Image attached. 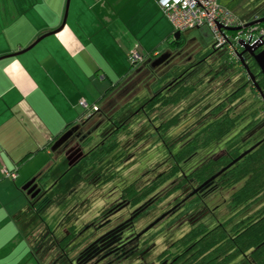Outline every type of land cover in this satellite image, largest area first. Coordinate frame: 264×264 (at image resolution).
Instances as JSON below:
<instances>
[{
	"label": "rangeland",
	"instance_id": "374dc122",
	"mask_svg": "<svg viewBox=\"0 0 264 264\" xmlns=\"http://www.w3.org/2000/svg\"><path fill=\"white\" fill-rule=\"evenodd\" d=\"M221 1L232 9H240L244 3L249 2V0H217L220 6ZM181 39L184 49L181 50L178 59L155 65L157 58H145L131 71L129 60L127 62L129 70L119 89L105 96L102 92L103 96H98L94 100L98 101L101 110L109 116V119L104 121L98 113L94 120L86 125L91 132L95 131L85 141L83 153L103 143H109L104 139L114 128L111 123L113 117L120 126L127 122V128L117 135L116 148L108 153L96 168L88 170L85 160L70 168L78 157L71 162L63 150L56 156L52 154L44 159L45 163L49 164L50 172L40 185L42 194L34 203L33 211L42 215L49 226L54 227L60 224L57 230L60 239L69 238V234L73 237H70L69 241L67 238L60 241L62 246L69 243V248L67 255L63 254L64 256L59 257L58 264H76L95 238L94 231L102 227L101 223L107 217L125 218L132 210L136 212L140 210L138 212L140 218L134 223L136 229L146 227L155 220L158 225L150 235L152 233L159 235L154 239L152 248L140 247L125 260L114 262V264H149L170 243L186 233L194 220L197 219V222L212 227L217 220L229 219L230 223H234L246 212V210L236 212L231 208L230 189L213 184L212 188L192 199L195 205L191 212L177 219L183 215L182 209L186 206L182 204L183 201L198 189L193 182L177 188L175 184L182 179L181 174L169 181L160 182L159 186L144 199L147 204H155L153 207L146 206L141 210L139 204L130 205L128 209L125 207L124 211L116 212L117 207L123 206L124 203L127 205L125 196L121 194L122 190L135 181V188L139 190L158 174L167 171L171 165V154H174L191 137V133L198 125L212 118V111L216 110L234 89L248 80L242 66L238 65L236 59L230 58L226 48L219 51L213 50V36L209 28L193 30L183 35ZM240 39H246V36L242 34ZM159 48L161 54L166 53L167 47ZM237 52L241 53L242 49L237 48ZM248 59V56L244 55L247 66ZM199 61L204 63L200 67L195 65ZM229 63L233 64L230 69ZM181 74L183 76L181 81L184 82L182 85L201 82L199 86L196 83L197 90L189 98L176 105H169L163 111L151 112L149 116L156 118L153 122H150L142 112L136 113L149 98L162 92ZM98 79V76L93 77L91 84H96ZM171 88H173L172 85L168 87L167 92H164V97ZM246 99L240 107L244 108L251 104L248 108L249 112L253 108V99L258 102L256 104L258 114L254 116V119L250 116L251 118L245 117L244 120H240L222 140L198 151L196 155L181 164L182 171L186 172L207 156H215L235 149L242 153L264 138V106L253 95H248ZM87 103L91 106L94 104ZM80 108L83 110L81 106ZM116 112L117 115H113ZM93 113L94 111L91 110L82 113L79 123L85 122ZM80 114L81 112L77 116L79 117ZM175 114L178 116L177 121L165 132L160 130L159 127ZM112 140L110 141L113 142ZM193 188L195 189L192 190ZM262 205H264V198L252 204L247 209V213H252ZM129 233L126 231L124 235ZM92 250L90 249L89 256L83 259L85 264H99V260L92 259ZM77 255L79 258L75 259ZM229 264H252V260L237 257Z\"/></svg>",
	"mask_w": 264,
	"mask_h": 264
},
{
	"label": "crops",
	"instance_id": "0c3cea01",
	"mask_svg": "<svg viewBox=\"0 0 264 264\" xmlns=\"http://www.w3.org/2000/svg\"><path fill=\"white\" fill-rule=\"evenodd\" d=\"M66 1L0 0V264H58L67 255L60 224L33 211L42 192L31 198L24 186L50 172L44 159L60 153L52 144L80 122V99L99 106L94 100L125 78L130 51L158 58L175 39L158 0H69L59 30ZM221 6L243 24L264 18V0ZM14 169L15 179L3 175Z\"/></svg>",
	"mask_w": 264,
	"mask_h": 264
},
{
	"label": "trees",
	"instance_id": "16d2710c",
	"mask_svg": "<svg viewBox=\"0 0 264 264\" xmlns=\"http://www.w3.org/2000/svg\"><path fill=\"white\" fill-rule=\"evenodd\" d=\"M262 25H264V23H262ZM229 33L231 36L235 35V32ZM181 43L182 39L180 37L177 40L172 39L169 44L173 47ZM213 50L219 51L214 48ZM237 63L238 65L240 64L239 61H237ZM137 64L138 63H131L130 71ZM232 65V63H229L228 68L230 69ZM248 67L255 77V81L259 88L264 92V75L261 74L253 61L248 62ZM181 79L183 78L170 83L173 88H171L170 94H166L168 96L165 95L164 97V92H167L170 85L164 88L162 92L156 93V95L149 98L137 109L136 113L142 112L150 122H153L156 118H151L149 116L151 112L163 111L167 109L169 105L178 104L182 100L189 98L197 90V84L198 86L201 85V82H194L185 86L182 85L183 81H181ZM121 82L122 80L117 83L115 87L108 90L107 93L119 89ZM248 95H253L262 103V106H264V101H262L256 88L248 79L243 85L234 89L227 96V99L223 101L220 106H217L216 110L212 111L213 114L210 120L198 125L193 133H191V137L174 152V154H171V165L168 167L167 171L158 174L139 190L135 188V181L122 192V195L125 196L126 201H129L130 205L139 204L140 209L143 210L146 206L151 208L155 205L151 203L147 204V201L145 202L144 199L159 186L160 182L169 181V179H173L176 175L178 176L181 174L182 179L175 184L177 188L192 182L195 183V188H199L205 182L209 181L211 177L226 168L222 173H219L212 182H209L203 188H200L196 194L188 196L183 201L182 204L186 206L182 209L183 215L177 217V219L191 212L195 205L192 199L202 191L212 188L213 184H218L224 189H230L229 203L231 208L236 212L245 210L246 212H243L244 214L234 223L228 224L227 221L224 222L223 220L215 225L213 229H207L201 224H191L192 226L190 225L188 231L184 233L180 239L173 242L172 246L176 252L170 253V255L168 254L169 258L165 257L167 251L163 250V252H161V258L165 257L170 260L168 264H229V262L237 257H244L246 259L251 258L252 264H264V205L250 214L247 213V209H249L252 204L264 198V138L259 140L245 156L232 165H230L231 162L246 150L242 153L238 149L224 151L215 156L205 157L198 164L187 169L186 172L181 169V164L196 155L198 151L211 146L220 139L222 140L240 120H244L245 117H252V119H254V116L258 114L256 105L258 103L257 100L253 99V108L251 112L248 111L251 104L244 108L240 107L246 102V97ZM128 103L130 104L131 101ZM98 113L101 114L100 117L101 119L103 118L104 121L109 119V116L98 106L97 111H94L83 124L87 125L91 120H94ZM113 115L116 116L117 112ZM176 118H178L177 114L169 118L168 122L159 127V129L165 132L171 124L177 121ZM111 123L114 128L104 139L106 141L108 140L109 143H103L91 151L83 153V146L88 139V137H86L81 143V150L79 152V156L81 157L73 162L70 168L75 167L80 161L85 160L88 164V170H93L108 153L116 148L118 144V140H116L117 135L121 130L127 128V122L120 126L115 121V117H113ZM68 129L69 128L65 131ZM111 139H113V142L110 141ZM70 161L72 162L71 159ZM48 175L49 173L46 171L41 174L37 180L42 184ZM139 211L138 209L137 216L139 215ZM193 222H195V220ZM69 236L72 237L71 234H69ZM70 237H66L68 241ZM64 246L60 244V249L63 250ZM89 253V250L82 253L79 264H85L83 259L88 257ZM91 253H93V251H91Z\"/></svg>",
	"mask_w": 264,
	"mask_h": 264
},
{
	"label": "flooded vegetation",
	"instance_id": "af4514ba",
	"mask_svg": "<svg viewBox=\"0 0 264 264\" xmlns=\"http://www.w3.org/2000/svg\"><path fill=\"white\" fill-rule=\"evenodd\" d=\"M183 47H184V45H183V43H181L177 46H173V47L168 48V50L165 52L170 54V57L165 62H169L171 60L178 59L180 57L179 55H180ZM248 58H249L248 62L253 61L249 56H248ZM198 64L199 63H197L195 65L198 66ZM184 74H186V73H184ZM182 77L183 76L181 74L177 79H174L173 81H177L178 79H180ZM70 129H72V135L62 145L63 147H62L61 151L63 150L66 153L68 152L67 155H68L69 159L73 160L77 157L78 158L81 157V156H79V152L81 150V143L83 142V140L86 137L91 136V134L93 132H91V130H88L86 125H84L83 123H78V124L72 126L71 128H69L68 130H70ZM35 182L37 184V187L40 188L41 183H39L38 180L37 181L35 180ZM206 191H202L201 193L206 192ZM40 192H41V189H40ZM126 203H127V205H125V203H124L123 206L117 207L116 212L123 210L125 207H126V209H128L130 206L129 201H126ZM139 218L140 217L137 216V212L133 211V210L125 218H123L122 216H118L117 218H115V217L114 218H111V217L108 218L107 217L106 220L103 221V223H101L102 227L100 229H98L97 231H94V233L96 232L95 234L93 233L95 238L92 239V241L90 242V246H88L86 249L87 251L90 249H93L92 250L93 251L92 259L99 260L98 261L99 264L100 263L114 264V262H118L120 260H125L131 254H133L134 252L139 250L140 247L147 246V248H148L150 246V248H152L154 246L153 241L159 234L156 235V233H152L150 235V233L156 227V225H158V223L157 222L155 223V220H154L153 222L149 223L146 227H143V228L138 227L136 229L134 227V223ZM196 220H195V222H192L191 224H194V225L201 224L202 226L206 227L207 229H213V227L215 225H217L218 223L221 222L220 220H217V221H215V224L212 225V227H208L204 223L197 222ZM225 221H227L228 224H231L229 219H225L224 222ZM227 222H226V224H227ZM150 225H152V226L149 229L145 230ZM103 227H105V229H103ZM126 231H129L130 233L127 235H124ZM183 235H181L178 239H180ZM140 243H141V246H140ZM172 245H173V242L170 243L167 246V248L164 249L165 251H167V254L165 255V257H167V258H169L170 253L176 252V250L173 249ZM161 254L162 253L155 256L153 262H150L149 264H168V262L170 260H168L165 257L161 258L160 257ZM77 258H79L78 255L75 257V259H77ZM76 264H79V259L77 260Z\"/></svg>",
	"mask_w": 264,
	"mask_h": 264
},
{
	"label": "built area",
	"instance_id": "2783aa9c",
	"mask_svg": "<svg viewBox=\"0 0 264 264\" xmlns=\"http://www.w3.org/2000/svg\"><path fill=\"white\" fill-rule=\"evenodd\" d=\"M159 8L165 18L170 22L173 32L183 33L193 29L207 27L211 30L213 36L212 47L216 50L226 48L228 54L236 61L238 41L244 34L246 39L252 45L256 41L264 40V25L256 24L244 28L241 20L229 9L218 4L217 0H158ZM224 29L240 28L239 31H225ZM229 32H235L231 36ZM131 63H139L143 56L136 50L129 53ZM79 105L85 112L97 111V106L79 101ZM3 175L10 179H15L17 170H3Z\"/></svg>",
	"mask_w": 264,
	"mask_h": 264
},
{
	"label": "water",
	"instance_id": "95a60500",
	"mask_svg": "<svg viewBox=\"0 0 264 264\" xmlns=\"http://www.w3.org/2000/svg\"><path fill=\"white\" fill-rule=\"evenodd\" d=\"M68 5H69V0L66 1V8H65V14L61 23V26L59 28V30H61L65 24L66 21V16H67V9H68ZM264 23V18H259L258 20H255L254 22H251L249 24H245V27L251 26V25H256V24H261ZM220 30H227V31H239L240 28H231V29H224L219 27ZM57 30V31H59ZM55 32H51V33H47V34H43L42 36H40L36 42L40 41L41 39H43L44 37L50 35V34H54ZM179 33H176L174 35V38L177 40L179 39ZM250 40L245 41L243 39H240L238 41V47L242 49L241 53L237 52V57L239 60L240 65L242 66V68L244 69L247 77L249 78V80L252 82V84L254 85V87L256 88L258 94L260 95V98L262 99V101H264V92L261 91V89L259 88L258 84L255 81V77L253 76V74L250 72V69L248 68L247 64L244 61V55L249 56L253 62L255 63V65L257 66V68L259 69V71L261 72L262 75H264V40L261 41H256L254 42L252 45L249 43ZM30 48V47H29ZM27 48V49H29ZM22 50L21 52L26 51ZM16 53V54H19ZM16 54H12L11 56H14ZM170 57V54H168L167 52L164 54H161L156 60H155V65H159L163 62H165L168 58ZM1 59V58H0ZM154 65V64H153ZM72 135V129L67 130L66 132H64L63 134H61L56 140L55 142L52 144L51 146V151L52 152H56L58 150L62 149V145L69 139V137ZM254 147V146H253ZM253 147H251L250 149L246 150L245 152H243L239 157H237L235 160H233L231 162L230 165H232L234 162L238 161L240 158H242L243 156H245ZM67 154V153H66ZM228 167V166H227ZM226 168L222 169L219 173H222ZM219 173H217L215 176L211 177L209 179V181L205 182L202 186H200L198 189L194 190L192 194H195L198 192V190L200 188H203L205 185H207L209 182H212L218 175ZM24 191H26L27 195H29L31 198H34L35 196H37L40 193V188H37V184L35 183V179L30 180V182H28L25 186H24ZM191 195V194H190ZM156 223V222H155ZM153 225V224H152ZM152 225H150L149 227H147L145 230L149 229Z\"/></svg>",
	"mask_w": 264,
	"mask_h": 264
},
{
	"label": "clouds",
	"instance_id": "9594fccd",
	"mask_svg": "<svg viewBox=\"0 0 264 264\" xmlns=\"http://www.w3.org/2000/svg\"><path fill=\"white\" fill-rule=\"evenodd\" d=\"M262 24V23H261Z\"/></svg>",
	"mask_w": 264,
	"mask_h": 264
}]
</instances>
